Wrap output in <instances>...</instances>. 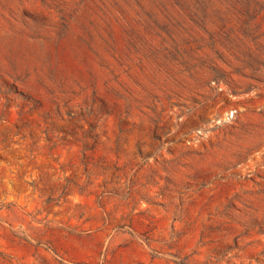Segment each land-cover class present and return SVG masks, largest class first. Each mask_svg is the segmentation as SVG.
<instances>
[{"label": "rangeland", "instance_id": "obj_1", "mask_svg": "<svg viewBox=\"0 0 264 264\" xmlns=\"http://www.w3.org/2000/svg\"><path fill=\"white\" fill-rule=\"evenodd\" d=\"M0 264H264V0H0Z\"/></svg>", "mask_w": 264, "mask_h": 264}]
</instances>
